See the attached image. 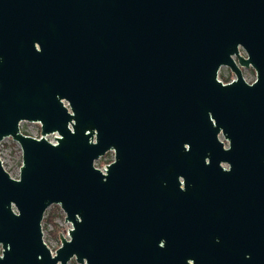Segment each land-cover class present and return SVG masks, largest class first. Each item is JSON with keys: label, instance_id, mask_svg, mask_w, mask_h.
Masks as SVG:
<instances>
[{"label": "water", "instance_id": "95a60500", "mask_svg": "<svg viewBox=\"0 0 264 264\" xmlns=\"http://www.w3.org/2000/svg\"><path fill=\"white\" fill-rule=\"evenodd\" d=\"M4 137L0 264H180L157 241L182 237L221 239L195 264H264V0H0Z\"/></svg>", "mask_w": 264, "mask_h": 264}, {"label": "rangeland", "instance_id": "374dc122", "mask_svg": "<svg viewBox=\"0 0 264 264\" xmlns=\"http://www.w3.org/2000/svg\"><path fill=\"white\" fill-rule=\"evenodd\" d=\"M242 69L249 80L255 78V72L252 67H248V68L242 67ZM219 72L221 73V75L227 77L231 76V73L229 72L227 66H221ZM20 128L26 133L35 134V135H39L40 133V127L38 122L22 121L20 123ZM0 150H1L0 156L3 162V166L13 177L18 176V172H19L18 170L21 163V151L19 144L16 141L12 140L10 137H6L2 140V145L0 147ZM109 159L110 160L113 159L112 154L108 156L103 155L98 159H96L95 161L98 162L99 164H102ZM49 213H54V222L59 227V233L63 234L64 236H67V229L71 226V224L70 222L64 221V212L59 207V205L57 204L49 205L44 212L43 219ZM43 219L41 225L43 226L45 239L48 242L49 246H51L54 251L55 246L58 247L60 241L59 239L55 238L52 235L53 225L50 223H45ZM67 264H79V263L75 260L74 257H72L70 260H68Z\"/></svg>", "mask_w": 264, "mask_h": 264}, {"label": "flooded vegetation", "instance_id": "af4514ba", "mask_svg": "<svg viewBox=\"0 0 264 264\" xmlns=\"http://www.w3.org/2000/svg\"><path fill=\"white\" fill-rule=\"evenodd\" d=\"M228 68V67H227ZM247 68V67H246ZM229 72L231 73V76L228 78H225V80H222L223 82H228L230 81L234 76L232 75V72L230 71V69L228 68ZM254 80V78L251 81H247V82H252ZM218 137L221 141H223V146L226 147L228 145V142L223 138V136L221 134H218ZM113 150L109 149L105 152V156H108L110 154H113ZM204 161L207 163L209 161L208 157L204 158ZM219 165L223 168H228V164L226 162H222L220 161ZM222 178H225L223 175H221ZM178 179L180 181L179 187L182 190H185V186H184V178L182 175L178 176ZM185 194V193H184ZM221 239H219V237L213 238L211 239V237H182L179 239H167V241L164 238H160L157 241V252L160 253H165L161 251V247L164 246V244H166V242H171L174 246V249L171 251L172 254L174 256V258H179V259H183L185 261L181 262L180 264H195L194 262V257L196 258L199 253H201L202 249H209L211 250L212 247H217L215 246L216 244L220 243ZM219 251V248H215V252ZM161 254H157V256H160ZM164 257H166V261H168L170 258L163 255ZM220 257L221 259L224 256V253L220 250L218 254H211V255H206L205 257ZM172 259V258H171ZM164 263V262H163ZM169 263V261H168ZM156 264H161L160 262H157ZM170 264V263H169Z\"/></svg>", "mask_w": 264, "mask_h": 264}, {"label": "trees", "instance_id": "16d2710c", "mask_svg": "<svg viewBox=\"0 0 264 264\" xmlns=\"http://www.w3.org/2000/svg\"><path fill=\"white\" fill-rule=\"evenodd\" d=\"M43 221H44L45 223H50V224L53 225L52 235H53L55 238L59 239V235H60V233H59V227H58V225L54 222V213H49V214H47V216L44 217Z\"/></svg>", "mask_w": 264, "mask_h": 264}, {"label": "built area", "instance_id": "2783aa9c", "mask_svg": "<svg viewBox=\"0 0 264 264\" xmlns=\"http://www.w3.org/2000/svg\"><path fill=\"white\" fill-rule=\"evenodd\" d=\"M22 121H26V120H22ZM22 121H20L19 122V127H20V123L22 122ZM39 135H40V133H39ZM47 136H49V137H52V138H54V136L55 135H57L56 134V132H52V133H48V134H46ZM4 138H6V137H4ZM4 138H2V140L4 139ZM12 139V138H11ZM2 140L0 141V147H1V145H2ZM13 140V139H12ZM15 141V140H14ZM20 147V146H19ZM20 151H21V149H20ZM0 153H1V150H0ZM111 160L109 159V160H107L106 162H104V163H102L101 165L104 167V169H105V167H106V164L107 163H109ZM3 163V162H2ZM19 171V170H18ZM48 208V207H47ZM43 231V230H42ZM43 235H44V237H45V234H44V231H43ZM60 241V240H59ZM57 246H55V248H56ZM50 248H51V250L53 251V248L50 246ZM54 252V251H53Z\"/></svg>", "mask_w": 264, "mask_h": 264}]
</instances>
